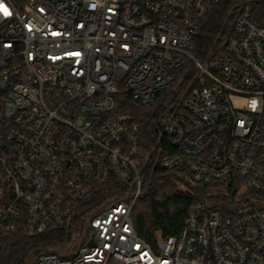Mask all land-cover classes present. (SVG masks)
Masks as SVG:
<instances>
[{"label": "built area", "instance_id": "1", "mask_svg": "<svg viewBox=\"0 0 264 264\" xmlns=\"http://www.w3.org/2000/svg\"><path fill=\"white\" fill-rule=\"evenodd\" d=\"M219 1L0 0V252L66 229L30 264H264V26L246 4L200 61L193 39ZM186 64L158 164L213 197H254L229 212L196 200L151 244L132 213L153 153L118 97L151 106Z\"/></svg>", "mask_w": 264, "mask_h": 264}, {"label": "trees", "instance_id": "2", "mask_svg": "<svg viewBox=\"0 0 264 264\" xmlns=\"http://www.w3.org/2000/svg\"><path fill=\"white\" fill-rule=\"evenodd\" d=\"M249 3L255 4L253 20L264 26V0H220L204 19L193 39V55L205 62L212 53L221 52L222 48L219 49L223 39L233 33L235 17ZM189 66L186 64L176 71L175 85L161 91L151 106L141 105L130 94L118 97L119 109L131 111L140 126L142 148L153 153L143 176L142 195L132 213L138 234L151 244L157 241L159 234L163 237L178 236L190 206L196 200L209 201L213 206L229 212L231 208L247 202L248 195L253 196L249 192L241 196L237 190H231L228 196L213 197L207 187L191 184L188 173L175 169L163 170L158 164L162 158L175 151L162 133L160 118L172 112L189 89L187 84H180ZM71 235L65 229L10 240L0 252V264H30L34 255L64 246L69 241L66 237Z\"/></svg>", "mask_w": 264, "mask_h": 264}, {"label": "rangeland", "instance_id": "3", "mask_svg": "<svg viewBox=\"0 0 264 264\" xmlns=\"http://www.w3.org/2000/svg\"><path fill=\"white\" fill-rule=\"evenodd\" d=\"M234 104L236 106H239V105L243 104V100L242 99H234Z\"/></svg>", "mask_w": 264, "mask_h": 264}, {"label": "snow or ice", "instance_id": "4", "mask_svg": "<svg viewBox=\"0 0 264 264\" xmlns=\"http://www.w3.org/2000/svg\"><path fill=\"white\" fill-rule=\"evenodd\" d=\"M0 11H3L5 15H8V11L6 8H4V6L2 4H0Z\"/></svg>", "mask_w": 264, "mask_h": 264}]
</instances>
